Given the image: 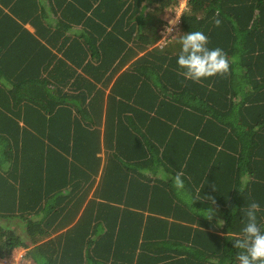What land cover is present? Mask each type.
<instances>
[{
	"label": "trees",
	"instance_id": "trees-1",
	"mask_svg": "<svg viewBox=\"0 0 264 264\" xmlns=\"http://www.w3.org/2000/svg\"><path fill=\"white\" fill-rule=\"evenodd\" d=\"M77 3L83 6L85 50L99 55L108 44L124 51L133 42L134 52L154 46L167 21L163 13L180 0H68L67 15ZM181 29L165 51L158 46L138 61L127 99L115 92L124 91L123 78L111 88L104 135L109 154L86 207L101 168L105 89L92 79L81 81L70 67L66 92L60 99L53 95L49 105L44 99L1 103L0 258L23 247L33 264H239L232 239L242 235L245 214L229 206L225 227L218 215L206 217L217 205L224 220V196L215 203L144 198L154 189L136 182L170 174L178 149L186 157L195 143L224 141L221 127L233 124L236 112L254 111L258 119L264 114V0H188ZM190 31L206 34L209 48L224 50L228 75L197 83L178 74V41ZM176 46L179 51L172 50ZM103 59L101 67L86 69L98 82L110 69L111 60ZM256 215L264 231L261 213Z\"/></svg>",
	"mask_w": 264,
	"mask_h": 264
},
{
	"label": "crops",
	"instance_id": "crops-1",
	"mask_svg": "<svg viewBox=\"0 0 264 264\" xmlns=\"http://www.w3.org/2000/svg\"><path fill=\"white\" fill-rule=\"evenodd\" d=\"M75 8L77 9H72L69 16L68 0H0V110L4 109L2 102L12 106L20 102L18 104L24 106L26 101L42 99L47 106L53 95H59L60 99L67 90L64 78L67 77L70 67L77 69L78 74L82 75L81 81L92 79L97 83V88L105 89V104L111 88L123 78L124 91L117 89L115 92L119 99H127L126 90L129 91L133 85L132 73L136 64L150 50L157 48L160 41L150 48L136 49L135 52L131 48L133 42L124 51L108 44L109 50L92 55L85 50L86 32L84 21H81L83 6L77 3ZM167 14L164 12L163 18L166 19ZM160 47L161 50H166L164 46ZM178 49L177 46L172 48ZM103 56L111 60L108 63L110 69L103 81L98 82L91 76L93 72L86 69L91 63L95 67H101ZM100 57L101 60L98 59ZM33 78H36L37 84L33 81L34 85L30 87L28 83ZM257 78L259 80L261 76L258 75ZM43 80L47 81L45 86ZM106 82L108 85L104 87ZM28 87L31 90H28ZM190 98L197 100L187 95V99ZM108 107L106 104L101 122L103 145L98 154L101 168L96 176L98 181L85 207L95 197L109 154L104 143L105 129L108 126ZM244 111L230 116L233 124L222 125L224 141L221 143L208 141L209 139L206 144L195 143V151L186 157L178 149L179 153L173 158L177 159L173 162L171 159L170 162V174H163V178H159V174L153 175L157 178H137L136 183L141 185V188L148 186L154 189L148 196L143 197L156 196L160 199L181 196L184 200L201 198L206 202L211 200L209 198L224 196V220L220 217L223 214L217 205L212 209L213 215H218L224 227L229 206L233 205L245 214L248 205L254 201L259 204L256 214L260 212L264 220V114L261 113L258 119L254 111L250 114L248 110ZM8 115L11 118L17 117L14 114ZM171 122L175 127L178 126L179 120L177 118ZM22 125H25L24 121ZM155 157L159 158L158 155ZM181 157L188 160L183 158L181 162L184 163L175 168L173 163ZM177 173L183 180V188L174 186L172 178ZM146 214L154 213L146 211ZM159 216L175 222L173 217ZM11 258L21 260L22 264L34 263L29 258L27 249L23 247L15 249Z\"/></svg>",
	"mask_w": 264,
	"mask_h": 264
},
{
	"label": "clouds",
	"instance_id": "clouds-1",
	"mask_svg": "<svg viewBox=\"0 0 264 264\" xmlns=\"http://www.w3.org/2000/svg\"><path fill=\"white\" fill-rule=\"evenodd\" d=\"M178 21L179 19L176 18L169 20L166 32L171 33ZM213 22L217 27L221 25L222 21L218 18V14L213 17ZM178 43L180 44L177 58L178 74L186 80L199 83L204 79L217 75L226 76L230 73L227 54L222 48H209V38L203 32L184 33L180 36ZM172 179L175 187L183 188V180L179 173ZM209 199L215 203L214 198ZM258 210V203L253 201L248 205L245 210L247 222L242 229V235L232 239L234 248L240 250L237 254L239 264H264V231L257 223ZM207 212L206 217L211 220L212 209H207Z\"/></svg>",
	"mask_w": 264,
	"mask_h": 264
},
{
	"label": "built area",
	"instance_id": "built-area-1",
	"mask_svg": "<svg viewBox=\"0 0 264 264\" xmlns=\"http://www.w3.org/2000/svg\"><path fill=\"white\" fill-rule=\"evenodd\" d=\"M188 0H180V4L174 6V8H170L169 13L167 15V21L164 24L162 30V38L159 42V46H165L177 37L182 31V14L187 8ZM179 19L176 25L173 26V31L171 33H167L166 29L168 27L169 20ZM0 264H22L21 260H16L14 258H0Z\"/></svg>",
	"mask_w": 264,
	"mask_h": 264
},
{
	"label": "rangeland",
	"instance_id": "rangeland-1",
	"mask_svg": "<svg viewBox=\"0 0 264 264\" xmlns=\"http://www.w3.org/2000/svg\"><path fill=\"white\" fill-rule=\"evenodd\" d=\"M168 15V14H167ZM167 15H166V17H167Z\"/></svg>",
	"mask_w": 264,
	"mask_h": 264
}]
</instances>
